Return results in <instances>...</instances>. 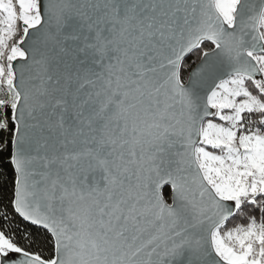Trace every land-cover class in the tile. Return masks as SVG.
<instances>
[{"label":"snow or ice","instance_id":"6c2138e0","mask_svg":"<svg viewBox=\"0 0 264 264\" xmlns=\"http://www.w3.org/2000/svg\"><path fill=\"white\" fill-rule=\"evenodd\" d=\"M0 158V264H264V0H0Z\"/></svg>","mask_w":264,"mask_h":264},{"label":"trees","instance_id":"16d2710c","mask_svg":"<svg viewBox=\"0 0 264 264\" xmlns=\"http://www.w3.org/2000/svg\"><path fill=\"white\" fill-rule=\"evenodd\" d=\"M0 170L3 172V175L0 176V187L10 189L12 179L11 169L6 166V160L2 158H0Z\"/></svg>","mask_w":264,"mask_h":264}]
</instances>
